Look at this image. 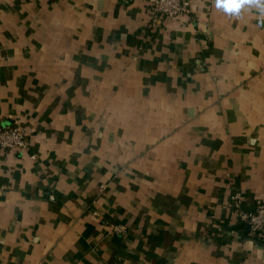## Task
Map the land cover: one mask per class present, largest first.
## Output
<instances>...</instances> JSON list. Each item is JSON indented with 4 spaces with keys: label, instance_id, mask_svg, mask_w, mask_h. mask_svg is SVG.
<instances>
[{
    "label": "crops",
    "instance_id": "0c3cea01",
    "mask_svg": "<svg viewBox=\"0 0 264 264\" xmlns=\"http://www.w3.org/2000/svg\"><path fill=\"white\" fill-rule=\"evenodd\" d=\"M190 2L0 0V264H264V16Z\"/></svg>",
    "mask_w": 264,
    "mask_h": 264
},
{
    "label": "built area",
    "instance_id": "2783aa9c",
    "mask_svg": "<svg viewBox=\"0 0 264 264\" xmlns=\"http://www.w3.org/2000/svg\"><path fill=\"white\" fill-rule=\"evenodd\" d=\"M151 18L156 19L159 15L174 19L187 15L191 12L190 0H149ZM30 140L17 122H3L0 126V148L4 150L27 151ZM55 200V196H50ZM242 219L248 226L249 235L264 242V199L256 203L252 211L244 212ZM117 234H121L124 228L120 225L114 228ZM122 235V234H121Z\"/></svg>",
    "mask_w": 264,
    "mask_h": 264
},
{
    "label": "clouds",
    "instance_id": "9594fccd",
    "mask_svg": "<svg viewBox=\"0 0 264 264\" xmlns=\"http://www.w3.org/2000/svg\"><path fill=\"white\" fill-rule=\"evenodd\" d=\"M215 7L225 13L239 16L245 8H256L264 16V0H214Z\"/></svg>",
    "mask_w": 264,
    "mask_h": 264
},
{
    "label": "rangeland",
    "instance_id": "374dc122",
    "mask_svg": "<svg viewBox=\"0 0 264 264\" xmlns=\"http://www.w3.org/2000/svg\"><path fill=\"white\" fill-rule=\"evenodd\" d=\"M251 211H252V210H251ZM244 212H248V211H241V212L239 213L241 219H242V214H243ZM242 220H243V219H242ZM243 221H244V220H243ZM244 223H245V222H244ZM245 224H246V223H245ZM120 226L124 228V231L121 233L122 236H126L127 233H128V228H127L125 225H120ZM113 228H115V226H113ZM247 235H248L251 239H254V240L260 241V240H258V239H256V238L251 237V236L249 235V232H248ZM262 242H263V241H262ZM263 243H264V242H263Z\"/></svg>",
    "mask_w": 264,
    "mask_h": 264
}]
</instances>
